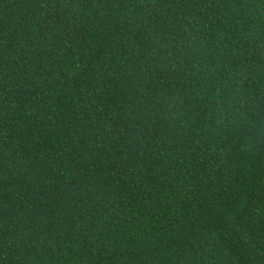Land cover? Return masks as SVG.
Returning a JSON list of instances; mask_svg holds the SVG:
<instances>
[{
  "label": "trees",
  "instance_id": "1",
  "mask_svg": "<svg viewBox=\"0 0 264 264\" xmlns=\"http://www.w3.org/2000/svg\"><path fill=\"white\" fill-rule=\"evenodd\" d=\"M0 264H264V0H0Z\"/></svg>",
  "mask_w": 264,
  "mask_h": 264
}]
</instances>
